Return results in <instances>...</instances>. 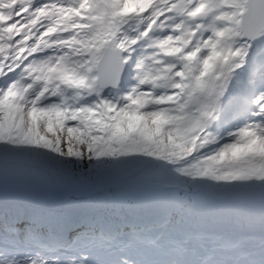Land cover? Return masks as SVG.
Listing matches in <instances>:
<instances>
[{
	"label": "snow or ice",
	"instance_id": "1",
	"mask_svg": "<svg viewBox=\"0 0 264 264\" xmlns=\"http://www.w3.org/2000/svg\"><path fill=\"white\" fill-rule=\"evenodd\" d=\"M0 264H264V0H0Z\"/></svg>",
	"mask_w": 264,
	"mask_h": 264
},
{
	"label": "trees",
	"instance_id": "2",
	"mask_svg": "<svg viewBox=\"0 0 264 264\" xmlns=\"http://www.w3.org/2000/svg\"><path fill=\"white\" fill-rule=\"evenodd\" d=\"M100 195H105L103 193H101ZM69 198H73L72 202L75 203V204H83L85 203L86 201H88L91 197H89L88 195L86 196H79L77 194H73V193H70L68 195ZM78 200H80V202L78 203Z\"/></svg>",
	"mask_w": 264,
	"mask_h": 264
},
{
	"label": "water",
	"instance_id": "3",
	"mask_svg": "<svg viewBox=\"0 0 264 264\" xmlns=\"http://www.w3.org/2000/svg\"><path fill=\"white\" fill-rule=\"evenodd\" d=\"M61 196L63 197V194H61ZM36 201H30L27 198H22L21 203L23 204H29V203H35Z\"/></svg>",
	"mask_w": 264,
	"mask_h": 264
},
{
	"label": "rangeland",
	"instance_id": "4",
	"mask_svg": "<svg viewBox=\"0 0 264 264\" xmlns=\"http://www.w3.org/2000/svg\"><path fill=\"white\" fill-rule=\"evenodd\" d=\"M75 194H78L79 196H86L87 195V194H83V193H75ZM191 227L195 228V227H198V225L192 224Z\"/></svg>",
	"mask_w": 264,
	"mask_h": 264
}]
</instances>
